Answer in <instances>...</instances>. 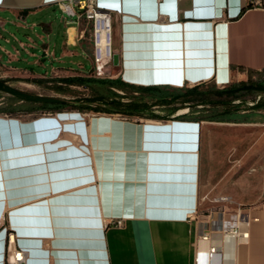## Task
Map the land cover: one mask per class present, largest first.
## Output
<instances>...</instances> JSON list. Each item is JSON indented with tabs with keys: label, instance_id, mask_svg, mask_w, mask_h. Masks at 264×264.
Here are the masks:
<instances>
[{
	"label": "crops",
	"instance_id": "1",
	"mask_svg": "<svg viewBox=\"0 0 264 264\" xmlns=\"http://www.w3.org/2000/svg\"><path fill=\"white\" fill-rule=\"evenodd\" d=\"M59 1L0 0V39L7 24L55 13L65 27L59 41L55 34L53 51L44 45L32 66H12L16 56L0 45V68L38 78H89V33L81 22L64 18ZM251 1L96 0L111 15L118 56L109 79L226 87L243 82L249 71L264 72V0ZM42 26L54 32V23ZM20 49L27 50L22 44ZM75 57L91 68L72 62ZM44 61L51 70L36 74L33 67ZM256 110L230 116L236 119L230 123L76 110L0 114V264L3 219L17 248L27 252L26 264H198L199 252V264H222L219 256H209L220 245L218 237L196 239L201 196L223 195L230 187H222L225 178L214 171L206 125L255 126L257 171L239 181L242 196L263 197L264 107ZM244 212L247 238H239L231 264H264V203ZM115 219H123L121 227L111 224Z\"/></svg>",
	"mask_w": 264,
	"mask_h": 264
},
{
	"label": "rangeland",
	"instance_id": "2",
	"mask_svg": "<svg viewBox=\"0 0 264 264\" xmlns=\"http://www.w3.org/2000/svg\"><path fill=\"white\" fill-rule=\"evenodd\" d=\"M65 16V15H64ZM50 19H29L24 23L15 22L16 24H7L6 32L3 34L4 38L0 39V45L8 50L11 55L16 56V60H13L12 66L17 68H23L26 65H33L36 57L42 56V49L44 45H48V48L53 51L55 34H58V41L64 37V26L59 23L60 14L55 13ZM70 20L67 16L64 17ZM34 21V27L32 26ZM54 23V32L49 33L44 30L42 24ZM81 28L87 29L89 26L85 22H81ZM7 41V42H6ZM20 44L25 46L27 50L20 49ZM16 50H18L16 54ZM28 52V53H27ZM1 54V53H0ZM58 54V52H57ZM28 63V64H24ZM72 62H80L87 67L91 68L90 63L82 57H75ZM57 65H55L56 67ZM51 65L48 61H44L43 67L34 66V72L36 74H44L51 70ZM9 70L0 68V81L8 85L9 87L22 92L29 96L54 98L67 103H81L85 99L92 96V90L82 86L67 85L60 82V78L57 77H33L30 73H9ZM108 75L112 76L113 70L109 69ZM250 80L251 82L263 83L264 72H258L254 74H247L244 81ZM243 81V82H244ZM239 82H234L237 84ZM223 88V87H222ZM221 87H217L212 83L203 84L199 87V92H211L214 90H221ZM240 98L230 103L229 113L224 115L223 121L226 123L234 122L236 119H232L230 116H242L240 112H252L257 111L253 109V105L257 102L264 104V95L256 94L254 91H241L239 93ZM12 96L0 92V109L9 108L12 102L10 98ZM27 102V101H26ZM13 107H17L16 116L31 117L41 115L40 113L25 114V109L29 105L20 102L12 103ZM202 108L197 106L196 110ZM207 110L208 107H203ZM225 108L220 107L217 112L221 113L225 111ZM211 111V109L209 110ZM178 112V116L187 115L190 110L187 107H181L175 111L172 115ZM56 113V112H46ZM153 114L158 116H164L167 113L160 109L152 110ZM206 112L200 113L198 116L205 115ZM171 115V116H172ZM126 117L125 115H121ZM132 118H143L137 115H131ZM230 117V118H229ZM232 120V121H231ZM209 128V133L205 136V144L210 149V155L214 158L216 176L218 178H225L222 181V187L227 186L229 190L224 192L223 195H214V192L207 191L201 196V206L198 215H207L209 213L224 212L226 214L234 212L237 208H241L242 213H245V209L252 204L264 203L263 197H244L241 194L244 192V184L239 181L243 180V175L247 174L255 175L257 168L254 165L256 160L255 140L256 132L255 126H242V125H229V124H209L206 125ZM241 184V185H239ZM230 188L233 191H230ZM231 192V193H229ZM227 199L228 202L223 200Z\"/></svg>",
	"mask_w": 264,
	"mask_h": 264
},
{
	"label": "trees",
	"instance_id": "3",
	"mask_svg": "<svg viewBox=\"0 0 264 264\" xmlns=\"http://www.w3.org/2000/svg\"><path fill=\"white\" fill-rule=\"evenodd\" d=\"M250 7V5H249ZM250 74L257 72L249 71ZM67 85L82 86L92 90V96L81 103L62 102L58 104L35 103L21 101L14 97L10 98L12 103L20 102L28 106L25 114L61 112L64 110L90 111L100 114H119L125 116L137 115L149 119H165L171 116L181 107L189 108L187 115L178 118L194 121L222 122L224 115L229 113V105L232 101L240 98L239 93L243 90L254 91L256 94L264 95V82L256 83L250 80L231 84L221 90L211 92H199L201 85L192 87L172 88L170 86H138L125 83L119 79H94V78H65L61 79ZM203 85V84H202ZM9 108L0 109V114L14 115L18 110L13 104ZM197 106H201L196 110ZM203 107H208L204 110ZM222 107L226 110L219 113L217 110ZM253 109L264 107V104L257 102ZM160 109L167 114L160 117L152 113V110ZM211 109V111H209ZM207 114L198 116L200 113Z\"/></svg>",
	"mask_w": 264,
	"mask_h": 264
},
{
	"label": "built area",
	"instance_id": "4",
	"mask_svg": "<svg viewBox=\"0 0 264 264\" xmlns=\"http://www.w3.org/2000/svg\"><path fill=\"white\" fill-rule=\"evenodd\" d=\"M251 3L260 5L259 0H252ZM57 6L63 15L74 19L78 23L85 22L89 26L88 38L92 50V69L89 73V78H111L107 74L108 70L113 66L114 56L110 13L99 8L96 0H63L57 2ZM84 31L87 32V29H84ZM48 114L51 113H43L41 115ZM82 115L84 117L94 116L93 113H83ZM178 115L176 113L173 117ZM223 201L228 202L227 199ZM195 216L200 219V228L196 234V239L201 242H210L213 236L218 237L220 245L217 248H210L209 256L212 258L217 255L220 257L222 264H231L239 238H247V234L241 236L240 233V226L247 224V214L242 213L239 207L229 214H226L224 211L217 213L211 212L207 215L196 214ZM122 222L123 219H115L111 221V224L116 227H121ZM3 223L4 219L2 220V229L6 232V239L3 264H26L27 252L17 248L13 233ZM201 258L203 259V255L199 252L196 255L195 261L199 264Z\"/></svg>",
	"mask_w": 264,
	"mask_h": 264
},
{
	"label": "water",
	"instance_id": "5",
	"mask_svg": "<svg viewBox=\"0 0 264 264\" xmlns=\"http://www.w3.org/2000/svg\"><path fill=\"white\" fill-rule=\"evenodd\" d=\"M117 61H118V56L114 54V56H113V65L114 66H117V63H118ZM0 92L8 94V95H10V96H12L18 100H21V101H29V102L45 103V104H58V103L63 102L61 100L54 99V98H43V97L26 95L22 92H19L15 89L9 87L8 85L3 83L2 81H0Z\"/></svg>",
	"mask_w": 264,
	"mask_h": 264
},
{
	"label": "bare ground",
	"instance_id": "6",
	"mask_svg": "<svg viewBox=\"0 0 264 264\" xmlns=\"http://www.w3.org/2000/svg\"><path fill=\"white\" fill-rule=\"evenodd\" d=\"M177 114H178V112H177ZM243 227H245V226H240V233H241V236L244 234V232H243ZM248 228V227H247ZM246 229V228H245ZM242 238V237H241ZM244 239V238H243Z\"/></svg>",
	"mask_w": 264,
	"mask_h": 264
}]
</instances>
